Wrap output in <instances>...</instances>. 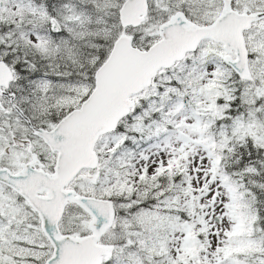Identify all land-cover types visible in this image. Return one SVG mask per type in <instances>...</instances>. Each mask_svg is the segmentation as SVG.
Returning <instances> with one entry per match:
<instances>
[{
  "label": "snow or ice",
  "instance_id": "snow-or-ice-1",
  "mask_svg": "<svg viewBox=\"0 0 264 264\" xmlns=\"http://www.w3.org/2000/svg\"><path fill=\"white\" fill-rule=\"evenodd\" d=\"M0 264H264V0H0Z\"/></svg>",
  "mask_w": 264,
  "mask_h": 264
}]
</instances>
